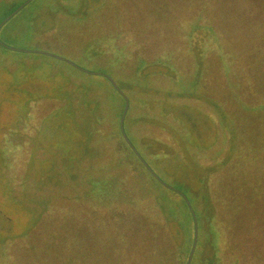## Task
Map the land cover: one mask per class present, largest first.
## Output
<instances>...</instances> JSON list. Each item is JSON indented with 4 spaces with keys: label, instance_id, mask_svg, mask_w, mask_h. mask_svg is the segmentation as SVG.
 Here are the masks:
<instances>
[{
    "label": "rangeland",
    "instance_id": "374dc122",
    "mask_svg": "<svg viewBox=\"0 0 264 264\" xmlns=\"http://www.w3.org/2000/svg\"><path fill=\"white\" fill-rule=\"evenodd\" d=\"M24 1L0 0V25ZM250 9H264V0H30L0 27V212L13 222L10 232L0 230V253L5 256L0 261L7 259L3 264H16L19 260L13 259L19 255L26 261L23 264H31L28 262L36 248L53 255L66 240H72L75 258L83 264L81 244L95 251L100 247L96 204L77 203L72 210L75 193L65 183L60 187L52 170L73 171L72 166H87L89 161L96 162L97 167L103 163L113 167L115 163L112 150L103 146L104 133L96 131L107 123L100 126L98 109L86 102L83 88L85 80L97 78L79 72L101 73L102 56L110 50L104 38L115 37L125 44L128 39L147 36L135 31L141 26L157 35L160 47L174 44L173 52H168L176 55L187 50L192 56L184 42L204 38L203 42L212 44L214 40L210 31L200 26L216 27L223 34L234 17ZM127 27L135 28L128 33ZM90 42L95 43L96 52L86 49ZM202 50L201 57L208 53ZM163 71L165 68L158 66L146 70L155 76ZM158 79L155 82L162 83ZM180 102L183 105L164 100L163 106L167 114L183 120L191 135L187 139L178 135L171 118L156 122L166 129L154 132L157 140L151 142V150H164L171 156L160 160L167 177L157 174L169 184L185 182L188 192L195 194L201 189L202 176L213 184L224 176L227 167L243 168L247 175L242 186L247 188L246 196L251 195L248 204L253 215L234 218L239 228L223 235L224 242L217 250L219 264H264V137L255 149L258 165L244 164L247 160L242 159L243 154L237 158V142L231 133L233 116L217 121L213 108L197 98ZM166 131L175 135L174 146ZM89 169L97 168L91 165ZM130 169L123 164L121 170ZM253 172L258 174L251 180ZM145 184L139 187L146 191ZM12 188L20 192V200L14 197ZM24 189L36 197V203L24 202ZM33 196L28 198L31 202ZM151 215L156 222L163 221L160 210ZM179 228L175 223L168 228L176 246H181L185 238ZM208 242L207 231L203 230L197 264H205L212 255Z\"/></svg>",
    "mask_w": 264,
    "mask_h": 264
},
{
    "label": "trees",
    "instance_id": "16d2710c",
    "mask_svg": "<svg viewBox=\"0 0 264 264\" xmlns=\"http://www.w3.org/2000/svg\"><path fill=\"white\" fill-rule=\"evenodd\" d=\"M140 27L135 31L140 32V36L143 33L147 36L128 39L125 44L115 37L104 38L110 50L102 56L101 73L79 71L97 78L85 80L83 88L86 102L94 103L95 111L98 109L100 126L107 123L96 131L104 133L106 145L103 146L112 150V157L116 158L113 167L106 163L97 167L96 162L90 164L89 161L88 167L82 164L72 166L73 171L54 168L53 177L60 181V187L66 184L75 193L74 202L70 205L72 210L77 203L97 206L100 247L95 251L86 243L81 244L83 264H186L195 231L198 242L190 264H197L203 230L207 231L208 244L213 250L212 255L204 260L205 264H219L221 258L217 250L224 242L223 235L239 228L234 218L245 213L253 215L248 204L251 195L247 197V188L242 186L246 172L243 168L227 167L224 176L213 183L214 188L208 177L202 176L201 189H196L194 194L188 192L185 182L169 184L161 178L167 177L160 166L161 159L171 156L164 150L152 151L151 142L157 140L155 131L166 129L156 126V122L170 118L178 129L175 132L184 139L190 138L192 130L188 128L186 131L183 120L167 114L163 105L164 100L183 105L180 100L194 97L213 108L217 121L234 117L231 133L237 142V158L243 154L242 159L247 160L243 161L244 164L252 162L254 168L258 165L255 149L264 137V9L242 11L230 21L223 34L216 27L200 26L202 30L210 31L214 40L212 44L203 42L204 38L199 42H184L193 52L192 56L187 50L176 55L171 53L174 44L165 43L160 47L157 35ZM134 28L125 31L129 33ZM114 41H117L116 45ZM181 43L178 40V44ZM86 45L88 50L96 52L98 49L95 43ZM179 48L187 49L182 45ZM202 48L208 53L201 57ZM158 49H163L162 53H158ZM150 66L162 67L165 71L155 76L146 72ZM110 78L124 96L116 90ZM157 79L162 83L155 82ZM126 99L128 109L121 128L120 119ZM167 137L174 146L175 135L170 133ZM123 164L131 166L130 172L121 170ZM91 165L97 169L91 171ZM257 174L254 173L251 180ZM145 183H148L146 191L142 190L145 187L141 188ZM12 191L14 197L20 200V192L15 188ZM22 193L26 196L24 202H37L33 194L26 193V189ZM30 196L35 198L32 202L28 199ZM112 210L113 213L110 212ZM156 210H160L162 222L152 218L151 212ZM170 223L177 224L185 237L181 246L174 243L168 229ZM71 242L66 240L59 249L54 248L53 255L48 253L49 250L36 248V254L30 257L31 262L28 263L78 264ZM26 255H29V249H26ZM8 258L10 260L11 256ZM6 260L0 261V264ZM13 260H19L16 264L26 263L20 255Z\"/></svg>",
    "mask_w": 264,
    "mask_h": 264
},
{
    "label": "water",
    "instance_id": "95a60500",
    "mask_svg": "<svg viewBox=\"0 0 264 264\" xmlns=\"http://www.w3.org/2000/svg\"><path fill=\"white\" fill-rule=\"evenodd\" d=\"M30 0H27L26 2H24L25 4L27 2H29ZM25 4L21 5L14 13H12L6 20H4L2 22V24L0 25V27L10 18L12 17L13 15H15ZM86 72V71H85ZM92 74H99V73H92ZM110 81L112 82L113 86L116 88V90L118 92H120L122 95L123 93L118 89L117 85L115 84V82L110 78ZM124 96V95H123ZM127 109H128V101L127 99L125 100V106H124V110H123V114H122V117L120 119V127L122 128V124H123V119H124V116L127 112ZM12 227H13V222L11 221V219L5 217L1 212H0V230L1 231H4V232H10L12 230ZM196 244H197V231H195V235H194V240H193V244H192V248H191V251H190V254H189V257H188V260H187V263L186 264H190L191 262V259L193 257V254H194V251H195V248H196Z\"/></svg>",
    "mask_w": 264,
    "mask_h": 264
}]
</instances>
